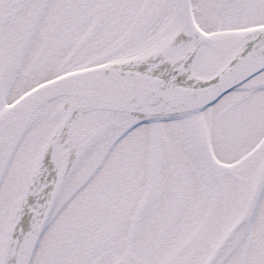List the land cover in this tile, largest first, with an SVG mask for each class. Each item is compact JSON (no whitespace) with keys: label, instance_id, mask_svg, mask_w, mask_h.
I'll return each instance as SVG.
<instances>
[{"label":"snow or ice","instance_id":"obj_1","mask_svg":"<svg viewBox=\"0 0 264 264\" xmlns=\"http://www.w3.org/2000/svg\"><path fill=\"white\" fill-rule=\"evenodd\" d=\"M0 264H264V0H0Z\"/></svg>","mask_w":264,"mask_h":264}]
</instances>
